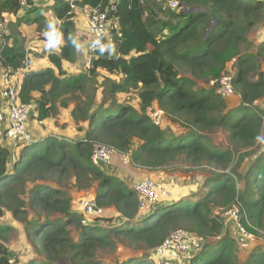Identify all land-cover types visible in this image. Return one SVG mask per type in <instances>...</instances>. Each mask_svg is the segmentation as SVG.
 Here are the masks:
<instances>
[{
	"label": "trees",
	"instance_id": "16d2710c",
	"mask_svg": "<svg viewBox=\"0 0 264 264\" xmlns=\"http://www.w3.org/2000/svg\"><path fill=\"white\" fill-rule=\"evenodd\" d=\"M109 2L76 0L72 4L103 10ZM183 3L188 8L185 11L164 9L160 0H120L116 11L109 12L119 22V34L111 38L113 53L102 47L86 72L64 78L62 61L76 58L75 14L69 0H54L48 6L60 23L64 41L59 54L48 56L58 73L51 67L30 73L20 92L21 100L27 103L32 102L33 91L41 92L37 100L39 120L52 109V105L46 107L48 101L70 92L83 93L86 82L98 76L99 70L121 78L117 81L106 75L96 82L93 94L78 96L79 104L71 113L76 121L86 122L83 136L33 138L18 145L16 157L8 145L0 143V217L4 208L14 216L24 214L23 207L32 208L36 215L30 222L29 240L44 255V259L20 263L18 254L6 246L9 227L0 225V264H61L63 259L68 264H101L94 260L95 252L111 247L121 236L142 242L150 251L176 228L203 241L188 264H239L236 241L223 234V211L238 204L241 222L249 232L264 229V149L244 173L238 169L257 142L264 145V109L258 106L264 99V40L254 52L243 50L249 44V33L264 21V0ZM46 9L37 0H0V24L5 29L0 33L5 41L0 44L2 66H23L26 50L19 26L36 23L35 30L44 32ZM230 62L234 66L233 91L240 98L236 106L227 105L215 92ZM197 81H213V85L196 88ZM138 85L141 90L136 104L119 101L118 94ZM98 87L101 96L97 100ZM152 105L184 131L166 134L147 113ZM216 128L226 132L229 147L208 143L206 132ZM82 129L79 125L78 130ZM93 141L129 151L132 164L145 169L181 159L192 166L207 164L220 171L205 178L206 190L196 198L159 206L142 215L133 187L92 164ZM71 180L80 190L94 185L97 209L108 207L119 216L113 226L94 223L98 217L93 218L94 224L83 220L85 215L74 210L73 200L64 190L63 184ZM71 226L76 237L70 234ZM212 238L218 239L211 243ZM117 264L154 263L148 257L131 256ZM247 264H264V248L251 254Z\"/></svg>",
	"mask_w": 264,
	"mask_h": 264
},
{
	"label": "rangeland",
	"instance_id": "374dc122",
	"mask_svg": "<svg viewBox=\"0 0 264 264\" xmlns=\"http://www.w3.org/2000/svg\"><path fill=\"white\" fill-rule=\"evenodd\" d=\"M72 2V1H70ZM78 6L75 5V8L73 11L77 9ZM188 9V8H187ZM45 13V12H44ZM4 29L2 28V31ZM5 31V30H4ZM3 33V32H2ZM40 39H43L46 41L45 36H37ZM25 38V37H24ZM249 44L243 46L244 51H250L254 52L256 47L264 40V21L258 24L255 28L252 29V31L249 33ZM41 43V42H39ZM24 45V48L26 50V38L22 42ZM43 44V43H42ZM46 45V44H45ZM58 47V45H57ZM55 48L51 49L54 50ZM39 50V49H37ZM47 48L43 51H37L35 52L38 56H42L43 54L47 53ZM233 62V61H232ZM230 62V63H232ZM230 63H228L230 65ZM234 66L230 65L229 70L233 69ZM227 70V71H229ZM232 71V70H231ZM105 77V73H98V76H91L90 79L86 82V90L77 92L79 93V98H85L86 96H89L90 94H93L92 88L98 83H100ZM114 80L119 81L121 78V75L119 74H111L109 75ZM97 82V84H96ZM213 85V81L210 82H204V81H197L196 88H206L209 89ZM141 90V86L138 85L136 88H133L128 93H120L118 94L119 101L126 102L129 105H134L138 101V92ZM99 91H101V87H98L96 90V95H98ZM101 94V93H100ZM96 98H100V96H96ZM77 98L70 95H64L61 96V99L59 102H70V101H76ZM97 99V100H98ZM235 99V96H233L230 99L227 100V105H233L232 101ZM58 101V100H56ZM258 106L261 109H264V100L261 101V103L258 104ZM151 107L156 108V105H152ZM148 110V109H147ZM159 126L166 132L168 135H174L181 133L184 131V128L180 127L179 124L170 122L165 116L162 118V120L159 123ZM206 135L208 137V143L209 144H216L220 148H227L230 145L229 139L227 137L226 132H224L220 128H216L212 131L206 132ZM3 142L5 145H8L10 151L13 152V156L16 157L19 151L18 143L6 141ZM264 149V145H262V142L259 141L256 143L255 147H253L252 154L247 155L244 157V160L238 167L239 171L244 173L250 166V164L253 162V160L262 152ZM130 154V152L128 151ZM237 155L235 156L236 159ZM108 169L114 170L113 174L114 176H118V173L120 171V174H130L133 177H142L140 176L141 172L146 171V174L149 176V178H152L156 184H157V196L154 202H152L151 207L148 210L142 211V215L148 214L153 208L163 206V205H169L173 202H178L181 200L190 199L191 197L196 198V196L203 193L206 188L204 187L205 178L207 176L212 175L214 172L220 171L219 168L213 167L211 165L202 164L200 166H192L181 159H178L169 165H166L161 168L157 169H145L142 167H138L133 165L131 162L128 165L118 162L117 158H113L110 165L107 166ZM121 167H130L128 171L124 170V168L120 169ZM108 170L107 168H105ZM120 169V170H119ZM147 178V177H146ZM121 180L125 182L122 178ZM136 181V180H135ZM75 181L71 180L64 185V190L66 191V194L71 196L73 203L72 206L75 208L74 210L78 211L77 201H79L80 198L83 196L89 198L93 197V188L94 185H92L88 189H81L77 183H74ZM136 182L132 181L131 186L133 187ZM129 184V183H128ZM243 185L242 182H240V187ZM23 198H26V196H22ZM24 208V214H18L17 216H14L12 214V211L4 208L3 210V216L0 217V225L2 226H8L9 232L7 235V241L6 246L18 254V259L20 263H24L31 258H39L44 259V255L40 254L38 249L33 247L29 240V233H30V222L32 217H35L36 212L29 207H23ZM40 215H43V213H39ZM83 217V216H82ZM94 217H98V221L94 222L97 224H103L106 226H113L114 222H116L119 217L114 212H111L109 210H99L94 213L93 216H89L85 218L83 217V220L85 221H91ZM93 223V222H92ZM93 223V224H94ZM140 222H138L139 225ZM228 226H233V223L229 222L226 223ZM225 229V227H224ZM236 230V229H235ZM224 231V230H223ZM70 234L72 237H76V230L71 226L70 228ZM224 234V232H223ZM238 238L237 250H236V258L239 261V264H247V259L251 254L257 253L260 248H264V229L258 230V232L255 234L253 233L252 236L255 239L253 240H247L239 236L238 232L236 231ZM213 239V238H212ZM216 241V238L211 240V243ZM210 242V241H209ZM263 246V247H262ZM149 252L145 248L144 244L142 242H135L130 241L126 237H119L114 240V244L111 247L108 248H101L98 249L95 252L94 260L100 262L101 264H117L119 261L126 260L127 258L131 256H143L147 258ZM153 260V258H152ZM257 260V259H256ZM63 262L61 264H68V261L66 259L62 260Z\"/></svg>",
	"mask_w": 264,
	"mask_h": 264
},
{
	"label": "built area",
	"instance_id": "2783aa9c",
	"mask_svg": "<svg viewBox=\"0 0 264 264\" xmlns=\"http://www.w3.org/2000/svg\"><path fill=\"white\" fill-rule=\"evenodd\" d=\"M119 1L110 0L103 10L99 7L87 9V27L83 38L86 41L84 58L86 69L92 66L93 59L96 58L97 51L103 47L104 40L111 39L114 33L119 34L117 17L109 15V12L113 13L116 11ZM160 1H162L164 9L176 10L182 8L184 11L187 10L183 0ZM71 7L74 9L75 5L71 3ZM4 43L5 41L0 36V44ZM25 61L26 57L23 64ZM21 67L2 66L4 83L0 89V96L7 115V126L3 131V137L6 141L15 142L19 145L27 144L33 140V136L28 128V122L31 113L35 110V105L32 102H23L20 98L22 83L18 76ZM233 77L234 72L231 70L226 71L220 76L215 89L220 98L228 99L234 94L232 87ZM147 113L155 125H159L164 117L163 110L157 107H148ZM115 156L124 165H128L131 162L128 152H120L114 147L101 142H91L90 160L95 166L101 168L108 166ZM133 189L139 209L142 211L148 210L157 196L156 182L152 178L147 177L135 183ZM77 208L83 215L90 216L97 211V203L95 198H81L77 203ZM222 218L225 225L229 222L233 223L240 237L247 240L254 239L253 233L249 232L241 222L240 206L238 204H233L229 209L224 210ZM198 242L203 243L200 238L191 232L176 228L157 247L148 252L150 258H153L154 264H182L181 260L185 257L189 261L190 256L194 252L193 248Z\"/></svg>",
	"mask_w": 264,
	"mask_h": 264
},
{
	"label": "crops",
	"instance_id": "0c3cea01",
	"mask_svg": "<svg viewBox=\"0 0 264 264\" xmlns=\"http://www.w3.org/2000/svg\"><path fill=\"white\" fill-rule=\"evenodd\" d=\"M69 1H76V0H69ZM37 2H40L42 6L47 7L46 11H44V15L46 17V20L48 21L50 18H52V14L50 9L48 8V6L52 5L54 3V0H37ZM71 2V3H72ZM89 7L85 6V7H77V9L74 12V23H75V27H76V40H75V46L77 44H79V47L76 46V58L74 61L69 62L66 60L62 61V70L65 72V74L61 75V78L64 77H69V76H76L82 72H86L87 69L85 67V46H86V41L83 39L85 36V31H86V27H87V16H86V12L87 9ZM22 14V13H21ZM7 17L9 19H14V17L12 15H7ZM60 23L57 24V28L59 30V25ZM36 23H31V24H26V23H21V25L19 26V31L22 33V36H24L26 38V61L23 64V66L20 68V74L18 76L19 80L21 81L22 85L24 80L28 77V75L30 73H39L40 71H42L45 68L51 67L54 69L55 73H58V69L54 66V64L49 60V54L51 53H56L59 54L60 50H61V46L63 45V37L61 34L60 37V43L58 44V47L56 46V48L54 50L48 51L47 53L43 54L42 56H38L35 52L37 51H43L44 49H46V41H44L43 39H40L37 36H44V32L42 33H38L35 29H36ZM2 28L3 25L0 24V33L2 32ZM5 30V29H4ZM3 30V31H4ZM24 38V39H25ZM249 38V35H248ZM250 39V38H249ZM41 42V43H39ZM43 43V44H42ZM103 47L106 52H112L114 51V44L112 43L111 39H105L104 43H103ZM39 49V50H37ZM230 65H232V63H230ZM229 64L227 65V70H229ZM233 70V69H231ZM100 73H105V76L109 74H107V72H105L104 70H99ZM103 79V78H102ZM4 83V78L2 76V66L0 64V89L2 87V84ZM22 88V87H21ZM49 86L46 87V89H48ZM79 92V91H78ZM72 94L73 96H75L76 101H70L67 103L64 102H59V100L61 99V96H64L66 94H63L61 96H58L50 101H48L46 107L52 105V109L48 112V116L43 118V119H38V103L37 100L41 97V92L39 91H33L31 93L32 95V103L35 105V110L34 112L31 113L30 115V119L28 122V128L29 131L31 132L32 136L34 139H41L47 136H55L57 138H75L77 136H83L86 130V122L84 121H76L73 116H72V110L75 108V106H77L79 104V99H78V94L79 93H67V95ZM99 96H101L100 91L98 93ZM96 95V96H98ZM233 96V95H232ZM231 96V97H232ZM235 99L231 100L233 105L228 104L229 106H236L240 103V98L238 95L234 94ZM230 97V98H231ZM21 98V97H20ZM228 98V99H230ZM98 99V98H97ZM58 100V101H56ZM264 99H262L261 101H263ZM261 101L259 103H261ZM81 125L83 126L82 130H78V126ZM7 126V115H6V110L4 108L1 96H0V143L5 142L4 137H3V131ZM4 144V143H3ZM114 158H117L116 156ZM118 160V158H117ZM119 163H121L118 160ZM122 164V163H121ZM123 165V164H122ZM125 166V165H124ZM105 168L108 169L107 166L102 167V169L106 170ZM124 168V170L128 171L130 169V167H121L120 169ZM119 169V170H120ZM109 174L113 175L114 170L112 169H108L106 170ZM140 176L142 177H136V176H132L130 174H120V171L118 173V178H122L126 184H128L129 186H131L132 181L133 182H140L143 179H145L146 177H149L146 174V171L141 172ZM136 180V181H135ZM82 198H87L85 196H83ZM89 198H94L93 197H89ZM81 199V198H80ZM78 202V201H77ZM100 210H109L110 213L113 212L114 210L111 208H104V209H100ZM98 211V209H97ZM140 213L142 214V210H140ZM119 217H117L116 219H118ZM140 219V217H139ZM233 225V224H232ZM225 229H224V234L225 235H229L231 236L235 241H236V246L239 245L238 243V236L236 234V230L235 228H233V226H228L225 225ZM214 239V238H213ZM211 239V240H213ZM218 239V238H216ZM240 239V238H239ZM255 241V239L253 240ZM202 242H198V244H196L193 248V250H197L202 246ZM263 247V246H262ZM152 262V258H150L149 254L147 256ZM182 264H188V260L187 258H183L182 260ZM239 262V261H238Z\"/></svg>",
	"mask_w": 264,
	"mask_h": 264
},
{
	"label": "clouds",
	"instance_id": "9594fccd",
	"mask_svg": "<svg viewBox=\"0 0 264 264\" xmlns=\"http://www.w3.org/2000/svg\"><path fill=\"white\" fill-rule=\"evenodd\" d=\"M58 23L59 22L55 17H52L47 21L46 29L43 34L46 38V48L48 50L56 48V46L60 43L61 33L57 28ZM73 42L75 43V41ZM76 46L79 47V44H77Z\"/></svg>",
	"mask_w": 264,
	"mask_h": 264
},
{
	"label": "water",
	"instance_id": "95a60500",
	"mask_svg": "<svg viewBox=\"0 0 264 264\" xmlns=\"http://www.w3.org/2000/svg\"><path fill=\"white\" fill-rule=\"evenodd\" d=\"M118 59L122 61L124 58H122V57H118Z\"/></svg>",
	"mask_w": 264,
	"mask_h": 264
}]
</instances>
